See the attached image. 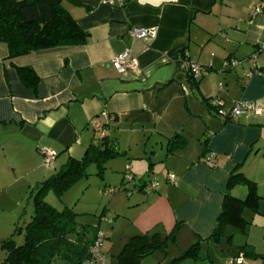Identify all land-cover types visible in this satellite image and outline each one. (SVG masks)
Segmentation results:
<instances>
[{
	"label": "crops",
	"instance_id": "crops-1",
	"mask_svg": "<svg viewBox=\"0 0 264 264\" xmlns=\"http://www.w3.org/2000/svg\"><path fill=\"white\" fill-rule=\"evenodd\" d=\"M258 1L121 0L111 6L100 0L93 7L63 0V9L88 33L84 45L9 60L0 42V179L42 167L43 147L57 153L54 169L68 157L80 158L96 136L91 122L97 119L124 152L136 184L144 173L158 181L156 192L136 190L129 199L147 208L137 233L155 225L167 233L180 222L178 234L206 239L216 226L227 179L237 170L256 185L257 211L246 213L250 224L229 244L222 239L202 242L201 248L225 251L224 264L232 249L248 244L256 255L240 253L245 264H264V49L252 58L264 44V11L248 22ZM149 27L156 28L150 42L131 35L133 28ZM125 50L136 58L139 73H119L111 64ZM182 50L207 72L193 79L179 69L175 55ZM254 61L259 74L246 77ZM20 67L37 76L35 91L20 81ZM215 97L224 109L242 100L256 102L262 112L221 119L206 102ZM177 133L184 144L169 148ZM211 155L213 162H206ZM229 192L244 197L246 188L236 185Z\"/></svg>",
	"mask_w": 264,
	"mask_h": 264
},
{
	"label": "trees",
	"instance_id": "trees-1",
	"mask_svg": "<svg viewBox=\"0 0 264 264\" xmlns=\"http://www.w3.org/2000/svg\"><path fill=\"white\" fill-rule=\"evenodd\" d=\"M62 1L0 0V42L7 46L9 60L40 50L60 46L77 47L86 43L88 33L63 9ZM261 49H264V44L257 47V51L252 54V58L255 55L253 59ZM182 53L183 50L175 56ZM16 69L22 84L35 91L38 78L33 70L29 67ZM168 144L169 148H175L183 145L184 139L177 133L168 140ZM122 155L124 152L119 151L103 131L101 137H92L80 158L68 157L56 172L38 182L34 186L33 214L24 227L23 242L16 245L12 236L2 241L1 246L6 255L0 264H83L88 259L90 248L100 230L97 227L76 224V213L71 208L57 210L46 203L44 196L48 191L61 196L72 184L86 175L88 164L95 163L101 173L106 161ZM141 179L145 181L142 177ZM236 185L246 188L244 198L235 197L229 192L230 188ZM142 186V183H135L132 185V192L143 191ZM258 198L255 183L241 172L232 171L226 182L221 211L211 235L195 241L178 259L197 260L201 258L199 249L202 242L211 241L218 244L224 239L229 244L232 235L244 233L251 222L246 213H256ZM182 224L176 223L165 237H162L159 230L131 236L117 254V263L140 264L143 258L155 251H164L167 239L174 238ZM17 230L20 231V228ZM232 250L233 256L240 253L244 256L256 255L248 244Z\"/></svg>",
	"mask_w": 264,
	"mask_h": 264
},
{
	"label": "rangeland",
	"instance_id": "rangeland-1",
	"mask_svg": "<svg viewBox=\"0 0 264 264\" xmlns=\"http://www.w3.org/2000/svg\"><path fill=\"white\" fill-rule=\"evenodd\" d=\"M39 160L42 167L34 172L23 176L10 173L0 179V262L6 255L1 246L2 241L12 236L16 245L23 242L24 227L33 214L34 186L61 167H46L42 158ZM124 162L123 156L110 159L105 162L101 173L95 163H90L86 167V175L72 184L61 196H57L53 191H48L44 196L46 203L57 210L71 208L76 213V224L97 227L100 230V248L106 264H118L116 256L130 237L137 233L135 226L139 224L143 209L146 208L142 206L140 209V205L129 203V199L133 200L139 193L132 192L131 182L124 179ZM142 175L148 180L152 176L146 173ZM108 188L114 189V192L107 190ZM154 230H159L162 237H165L172 229L165 233L160 225H155L148 232ZM175 234L174 238L167 239L164 251H155L143 258L140 264H221L227 256L225 251L217 252L214 248L207 250L203 246L199 249L201 258L178 259L192 246L194 240L182 232L178 234V230Z\"/></svg>",
	"mask_w": 264,
	"mask_h": 264
},
{
	"label": "built area",
	"instance_id": "built-area-1",
	"mask_svg": "<svg viewBox=\"0 0 264 264\" xmlns=\"http://www.w3.org/2000/svg\"><path fill=\"white\" fill-rule=\"evenodd\" d=\"M101 2L111 6L120 5L122 3L121 0H101ZM262 11H264V0H259L251 8L249 23L251 24L254 20V17ZM131 35L134 38L141 39L144 42H150L156 36V28H133L131 30ZM254 57L255 55H253V58ZM176 61L178 68L187 71L193 79H197L207 72V67L199 64L198 62L188 60L187 54L185 52L178 55L176 57ZM111 64L119 73H126L127 71L139 73L140 71L136 58L131 56L127 50L115 55L111 60ZM229 64L231 66H235L237 61L230 60ZM258 68L259 67L254 62L250 69L245 72V76L249 77L254 73L259 74ZM220 89H222V86H220ZM207 102L210 107L215 109L217 115L221 119L225 120H236L247 112H251L255 115H259L262 112L261 106L256 102L239 100L234 102V104L228 109L223 108V101L219 97L210 98ZM102 116L106 117V114L102 113ZM91 124L94 131L96 132V135L101 137L103 135L102 123L99 120L94 119L92 120ZM39 152L41 154L43 164L46 167H52L54 165L57 153L54 150L45 147L41 148ZM213 160V155L209 156L207 159L208 162H213ZM124 179L128 182H131L132 185L136 183L135 177L130 171V164H126ZM138 180L141 179L138 178ZM167 180L171 183H174V175L172 173H167ZM142 185L143 191L147 194L157 191L159 186L157 179H146L142 182ZM107 190L114 192V189L111 188H108ZM101 236L102 233L99 231L93 245L90 248L89 257L83 262V264H106L105 257L100 248L102 244ZM224 264H245V260L244 257L239 254L237 256L228 258Z\"/></svg>",
	"mask_w": 264,
	"mask_h": 264
},
{
	"label": "water",
	"instance_id": "water-1",
	"mask_svg": "<svg viewBox=\"0 0 264 264\" xmlns=\"http://www.w3.org/2000/svg\"><path fill=\"white\" fill-rule=\"evenodd\" d=\"M75 1H78L80 3H86V4H89L93 7H96L98 5V3L100 2V0H75Z\"/></svg>",
	"mask_w": 264,
	"mask_h": 264
}]
</instances>
